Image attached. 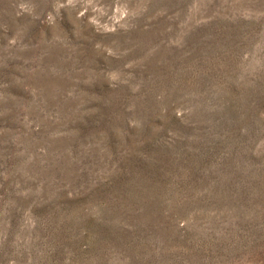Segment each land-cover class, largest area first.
I'll return each instance as SVG.
<instances>
[{"label":"rangeland","instance_id":"rangeland-1","mask_svg":"<svg viewBox=\"0 0 264 264\" xmlns=\"http://www.w3.org/2000/svg\"><path fill=\"white\" fill-rule=\"evenodd\" d=\"M0 264H264V0H0Z\"/></svg>","mask_w":264,"mask_h":264}]
</instances>
